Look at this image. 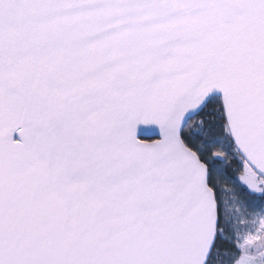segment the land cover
<instances>
[{
    "label": "snow or ice",
    "instance_id": "1",
    "mask_svg": "<svg viewBox=\"0 0 264 264\" xmlns=\"http://www.w3.org/2000/svg\"><path fill=\"white\" fill-rule=\"evenodd\" d=\"M0 264H264V0H0Z\"/></svg>",
    "mask_w": 264,
    "mask_h": 264
}]
</instances>
